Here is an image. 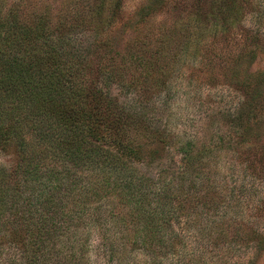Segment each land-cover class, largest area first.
I'll use <instances>...</instances> for the list:
<instances>
[{
  "label": "trees",
  "instance_id": "1",
  "mask_svg": "<svg viewBox=\"0 0 264 264\" xmlns=\"http://www.w3.org/2000/svg\"><path fill=\"white\" fill-rule=\"evenodd\" d=\"M103 7L101 0L59 11L52 23L49 10L26 21L17 6L0 4V153L13 151L11 164L0 166L6 264H90L92 256L96 264H129L133 253L161 264L180 242L176 202L223 194L213 158L247 151L250 161L242 112L198 143L147 115L150 94L167 91V79L151 91L155 76L187 45L182 27L137 49L101 53L92 43L83 58L65 49L80 20L99 38ZM195 28L196 36L207 30ZM202 59L225 69L216 53ZM112 86L136 98L118 101Z\"/></svg>",
  "mask_w": 264,
  "mask_h": 264
},
{
  "label": "rangeland",
  "instance_id": "2",
  "mask_svg": "<svg viewBox=\"0 0 264 264\" xmlns=\"http://www.w3.org/2000/svg\"><path fill=\"white\" fill-rule=\"evenodd\" d=\"M100 1L0 0V4L17 6L26 21L34 12L49 10L55 23L59 11L93 8ZM103 6L106 18L99 38L93 39L92 24L80 20V27L67 36L66 50L71 46L83 58L88 53L84 47L92 43L101 53L137 49L182 27L181 40L187 45L178 49L173 68L155 76L151 91L167 79L168 92L150 94L147 115L181 138L196 135L198 143L242 112L249 131L244 142L253 147L248 162L247 151H240L238 159L225 152L213 158L218 167L214 183L221 186L224 198L176 202L173 229L180 242L161 264H264V0H103ZM199 25L207 30L196 36ZM207 52L224 58L225 69L217 63L207 68L198 64ZM110 90L118 101L136 98L114 86ZM12 154L0 153V166L11 164ZM90 260L96 264L93 256ZM0 264H6L1 251ZM129 264L150 263L133 253Z\"/></svg>",
  "mask_w": 264,
  "mask_h": 264
}]
</instances>
